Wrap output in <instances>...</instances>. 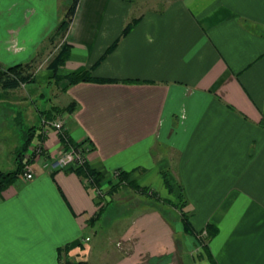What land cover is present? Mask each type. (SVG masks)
Returning <instances> with one entry per match:
<instances>
[{"label":"crops","instance_id":"1","mask_svg":"<svg viewBox=\"0 0 264 264\" xmlns=\"http://www.w3.org/2000/svg\"><path fill=\"white\" fill-rule=\"evenodd\" d=\"M150 2L79 0L61 40L70 52L58 76L89 72L119 83L66 87L47 66L29 70L34 82L43 73L54 83L63 107L75 102L72 113H60L63 134L90 149L86 166L102 181L35 162L32 180L19 177L0 193V264H72L90 254L105 192L132 208L111 217L126 251L108 264H264V0ZM65 5L0 0V67L39 62ZM51 108L46 120L62 106ZM60 138H44L46 158L62 152ZM116 171L167 202L161 172H170L193 230L214 233L206 252L153 202L135 212L139 193L124 184L111 191Z\"/></svg>","mask_w":264,"mask_h":264},{"label":"rangeland","instance_id":"2","mask_svg":"<svg viewBox=\"0 0 264 264\" xmlns=\"http://www.w3.org/2000/svg\"><path fill=\"white\" fill-rule=\"evenodd\" d=\"M71 1L72 0H63V3L66 4L65 10L63 12L62 10L58 9L57 16L60 22L64 19ZM147 1L150 2L151 0H145V2ZM155 1L150 2L148 5L150 7L158 8V5L162 4L160 3L162 0ZM63 36L64 33L62 31L57 33L54 31L49 36L46 44V51H43V56L39 62H36V64L32 65V67H29L30 71L33 68L34 70L37 68H46L48 63L56 55ZM2 91L3 90L0 91V171L8 172L15 169L13 157L15 155V151L17 148H19L23 141V132L33 126L37 128L40 127L42 120L45 119L43 117L44 114L50 112L52 109L51 106H62L60 109H63L65 108L63 107L65 104L63 102L64 99H61L59 89L54 86V83H50L49 86L47 81L43 78V73H38L37 80L34 84H27V87L22 86L18 91L15 92L13 91L6 93ZM2 104L13 105V108H10V110L8 107H3ZM2 118L4 120H1ZM57 119L62 120L59 113H55V116L49 118V121H54ZM11 163H13V167L10 166ZM113 178H115L114 174L112 176V179ZM124 185L127 187L126 181ZM151 194L154 193L148 190L147 195L149 196H142L141 194L139 195L140 202L138 205L136 204V209H134L135 212L141 211V208L144 209L147 206V204H144L145 202H153L151 204H153L157 209L161 210L165 217L169 218L173 228L178 229L177 220H181L179 210L173 208L170 205H164L159 202L156 204L155 200L150 198ZM119 196H121V194L116 196V199H114L113 196L108 195L107 192H105V198H103L101 205L104 213L100 219H98L97 223L94 224L98 235L94 237L95 239L89 238L88 240L89 243H95V246L91 248L90 254L86 253L84 255L81 251V254L79 253V255H77V260L72 259V264H108L112 259L126 251V248L123 247V244L117 242L116 239L119 238L117 235H120L121 233V225H119L120 227L117 229L118 226L113 224V221L112 223L110 221L111 217H119L126 212H131L130 209L132 208L124 207L118 204ZM99 197H101V194ZM137 207H139V209ZM171 208L175 209L177 213L173 212ZM93 222L94 221L92 220L91 223ZM198 240L200 241L198 246L203 250L206 239H202L199 235ZM101 253L104 254L103 258L100 256ZM196 254H199V251H197Z\"/></svg>","mask_w":264,"mask_h":264},{"label":"trees","instance_id":"3","mask_svg":"<svg viewBox=\"0 0 264 264\" xmlns=\"http://www.w3.org/2000/svg\"><path fill=\"white\" fill-rule=\"evenodd\" d=\"M79 0H72L67 12L65 14L64 19L59 23L57 26L55 33L62 31L64 34L71 23L75 10L77 7ZM137 20H132L123 30L122 36L126 35L136 24ZM116 44H113L105 53L103 57H105L111 50L114 49ZM70 52V47L62 43L56 55L54 58L49 62L47 65V69L51 70L53 73V76L51 77V80H54V82L58 83L60 81L65 80L66 82V87L76 85L79 83H119L117 80H100L93 78L89 72H82V73H71L68 74L64 77L58 76L57 69L65 64L67 61L68 55ZM29 66L28 65H16L13 67H8V68H3L0 67V89L3 91H8V90H14L18 89L22 85H27L34 82V78L32 74L29 73ZM126 83V82H124ZM128 83H132L128 81ZM134 83V82H133ZM76 108L75 102H71L67 107L63 109L59 108H53L55 113H72ZM263 127H264V121H263ZM39 130V128L36 127H30L28 128L25 132H23V141L19 148L15 151L14 155V163H15V169L9 172H2L0 171V193L5 191L12 183L15 181L17 178L22 176L25 173V167L27 165L32 164L30 160L25 159V155L28 152L29 146L32 142V139L34 138L36 132ZM61 142L65 144V147H67L68 144H70L69 139L63 134L61 135ZM75 147H82V144L79 145H72ZM90 151V149H89ZM71 169V168H69ZM73 170L76 174L82 177H90L92 178L97 184H100L102 181L101 176L95 172L94 170H90L86 165L83 167L71 169ZM161 178L163 181V185L165 189L167 190L168 194L173 197L172 201H161L155 194H151L150 198L155 200V203L157 204L162 203L164 205H170L173 208L179 210L180 212V222L183 227V232L188 235L192 236L195 238L197 244H199L198 236L200 232H195L191 226V224L188 221V216L187 214L183 211V209L186 206V200H185V195H184V190L183 187L173 178V176L170 174L168 171L161 172ZM127 180V174L120 172L119 177L117 180V183L111 187V191L115 190L116 187H119L125 183ZM116 181V180H115ZM113 183V182H109ZM127 187L131 188L135 192L141 194V195H147L148 190L146 188H141L137 186L134 182H126ZM149 196V195H147ZM103 212V208L100 207L95 219L99 218ZM94 219V221H95ZM206 241L210 240L211 237L214 235V233L211 231V227L207 226L206 228ZM203 251L206 252V243L203 246Z\"/></svg>","mask_w":264,"mask_h":264},{"label":"built area","instance_id":"4","mask_svg":"<svg viewBox=\"0 0 264 264\" xmlns=\"http://www.w3.org/2000/svg\"><path fill=\"white\" fill-rule=\"evenodd\" d=\"M63 120H42L39 130L36 132L32 142L29 146L28 152L25 155L26 160H30L32 164L25 167V173L20 176L26 181H30L34 178V173L32 171V165L40 159H43V168L48 169L49 171L55 170H65V169H75L83 167L86 165V154L89 152V149L85 147H75L70 144L62 150V152L53 158H46V153L44 150V138L51 132H57L63 135ZM114 180H118L119 172L114 173ZM92 182L93 179L89 178ZM124 184V183H123ZM95 194L99 196L101 192L94 190ZM206 232L201 233L200 237H205Z\"/></svg>","mask_w":264,"mask_h":264}]
</instances>
